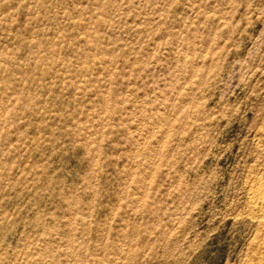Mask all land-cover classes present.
<instances>
[{"label":"rangeland","instance_id":"rangeland-1","mask_svg":"<svg viewBox=\"0 0 264 264\" xmlns=\"http://www.w3.org/2000/svg\"><path fill=\"white\" fill-rule=\"evenodd\" d=\"M261 186L264 0H0V264H264Z\"/></svg>","mask_w":264,"mask_h":264},{"label":"bare ground","instance_id":"bare-ground-1","mask_svg":"<svg viewBox=\"0 0 264 264\" xmlns=\"http://www.w3.org/2000/svg\"><path fill=\"white\" fill-rule=\"evenodd\" d=\"M258 189H259V191L257 193H255L256 195L254 198H255V202H256L257 206L260 209V212H261L260 214L262 215V218H263L264 217V186H261ZM255 202H254V204H255ZM258 207H256V208H258Z\"/></svg>","mask_w":264,"mask_h":264}]
</instances>
